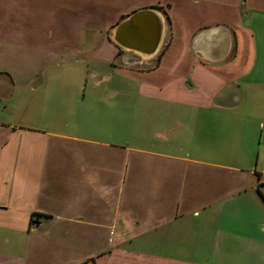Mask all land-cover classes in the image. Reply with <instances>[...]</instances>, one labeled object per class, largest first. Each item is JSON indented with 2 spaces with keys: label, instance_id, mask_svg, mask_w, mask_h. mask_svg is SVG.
Segmentation results:
<instances>
[{
  "label": "crops",
  "instance_id": "0c3cea01",
  "mask_svg": "<svg viewBox=\"0 0 264 264\" xmlns=\"http://www.w3.org/2000/svg\"><path fill=\"white\" fill-rule=\"evenodd\" d=\"M263 169L264 0H0V264H264Z\"/></svg>",
  "mask_w": 264,
  "mask_h": 264
},
{
  "label": "water",
  "instance_id": "95a60500",
  "mask_svg": "<svg viewBox=\"0 0 264 264\" xmlns=\"http://www.w3.org/2000/svg\"><path fill=\"white\" fill-rule=\"evenodd\" d=\"M164 28V18L157 9H140L114 27L112 39L122 49L147 59L159 52Z\"/></svg>",
  "mask_w": 264,
  "mask_h": 264
},
{
  "label": "rangeland",
  "instance_id": "374dc122",
  "mask_svg": "<svg viewBox=\"0 0 264 264\" xmlns=\"http://www.w3.org/2000/svg\"><path fill=\"white\" fill-rule=\"evenodd\" d=\"M98 98H100V97L98 96ZM103 98H106V97H103ZM108 100H109V99H108ZM109 101H110V100H109ZM112 116H113V115H112V112H110V113H109V117H108V118H109V119H111V118H112ZM112 119H113V118H112Z\"/></svg>",
  "mask_w": 264,
  "mask_h": 264
},
{
  "label": "built area",
  "instance_id": "2783aa9c",
  "mask_svg": "<svg viewBox=\"0 0 264 264\" xmlns=\"http://www.w3.org/2000/svg\"><path fill=\"white\" fill-rule=\"evenodd\" d=\"M263 174H264V169H263Z\"/></svg>",
  "mask_w": 264,
  "mask_h": 264
}]
</instances>
